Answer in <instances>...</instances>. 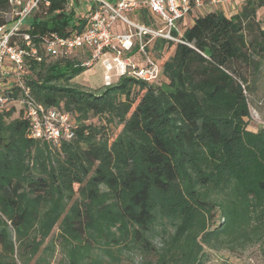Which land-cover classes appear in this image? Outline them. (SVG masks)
Wrapping results in <instances>:
<instances>
[{"label": "trees", "instance_id": "obj_1", "mask_svg": "<svg viewBox=\"0 0 264 264\" xmlns=\"http://www.w3.org/2000/svg\"><path fill=\"white\" fill-rule=\"evenodd\" d=\"M43 1L23 31L31 45L17 38L21 82L4 89L0 110V264H52L58 251L62 264H124L134 253L138 264H207V249L251 244L264 256V127L247 121L264 61V0L180 20L174 34L187 44L147 47L156 81L122 76L96 91L72 85L87 53L54 57L44 45L81 32L84 5ZM13 8L0 0V27ZM138 15L146 25L154 16ZM26 92L67 113L73 137L35 139Z\"/></svg>", "mask_w": 264, "mask_h": 264}, {"label": "built area", "instance_id": "obj_2", "mask_svg": "<svg viewBox=\"0 0 264 264\" xmlns=\"http://www.w3.org/2000/svg\"><path fill=\"white\" fill-rule=\"evenodd\" d=\"M13 5L12 19L0 27V79L5 77L21 82L26 51L18 49V39L31 45V38L24 30L30 28V19L40 11L41 5L49 6L43 0H9ZM86 11L84 29L73 35L55 34L44 43L46 51L54 57L89 55L83 66L92 67L101 62L104 69V85L111 86L115 78L130 76L146 82H154L160 77L161 67L147 47L155 39H165L185 43L174 33L180 34L179 21L185 19L195 9L204 5V0H80ZM245 0H210L214 5H234ZM73 3H70L72 6ZM149 9L157 20L150 25L141 24L138 13ZM120 24L126 31L120 30ZM139 56H128L134 49ZM35 51V50H33ZM8 82L6 85H9ZM0 83V110L8 108L9 95ZM21 103L32 125L35 139L58 144L61 139L73 137L70 116L57 109H46L30 95Z\"/></svg>", "mask_w": 264, "mask_h": 264}, {"label": "rangeland", "instance_id": "obj_3", "mask_svg": "<svg viewBox=\"0 0 264 264\" xmlns=\"http://www.w3.org/2000/svg\"><path fill=\"white\" fill-rule=\"evenodd\" d=\"M208 1L206 0V3ZM260 19L264 20L263 11L260 12ZM138 21L141 23L139 19V15L136 17ZM7 21H11L12 14L8 13L6 16ZM152 20H157L156 17L153 16ZM142 24V23H141ZM190 26V25H189ZM120 30L125 32L126 26L120 24ZM78 57V56H72ZM247 76L250 77L249 71L247 72ZM252 91L248 93L249 106L251 111V116L247 119L249 123V129L257 131L259 128L264 127V61L262 63V67L260 72L257 75H252ZM250 77V79H251ZM12 78L9 80L5 77L0 79L1 84H5L4 88H8L6 84L11 82ZM73 86L79 87L81 89H85L87 91H96L98 89L103 88L104 86V69L101 62L95 63L92 67L83 71L79 75L74 78L72 82ZM220 218H216V224H220ZM209 253V261L207 264H221V263H229V264H264V256L261 254L258 245H246L244 247L240 245L229 246L221 249L215 250H206ZM64 255L59 251L55 254V257L52 260V264H62L61 260ZM142 259V255L139 253H134L131 257L128 258V255H124L123 263L124 264H132L131 261H134L135 264H138ZM18 264H22V261L17 257L16 258Z\"/></svg>", "mask_w": 264, "mask_h": 264}, {"label": "crops", "instance_id": "obj_4", "mask_svg": "<svg viewBox=\"0 0 264 264\" xmlns=\"http://www.w3.org/2000/svg\"><path fill=\"white\" fill-rule=\"evenodd\" d=\"M207 1L208 2L206 3V0H204V5L202 8L193 10L191 14L183 20L182 25H192L194 21V17L203 14L205 11L217 10L225 13L226 15L231 16L239 11V8L242 3L239 2L230 6V5H214L210 3V0Z\"/></svg>", "mask_w": 264, "mask_h": 264}]
</instances>
